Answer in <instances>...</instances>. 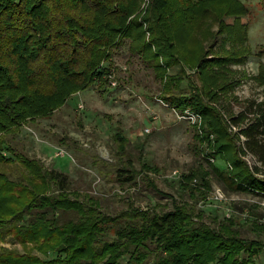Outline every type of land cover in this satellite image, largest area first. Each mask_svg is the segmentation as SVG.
Instances as JSON below:
<instances>
[{
	"label": "trees",
	"instance_id": "trees-1",
	"mask_svg": "<svg viewBox=\"0 0 264 264\" xmlns=\"http://www.w3.org/2000/svg\"><path fill=\"white\" fill-rule=\"evenodd\" d=\"M142 1L0 0V162L19 160L27 169L17 179L0 170V242L9 237L25 249L1 245L0 264H148L152 257L155 264H264V239L242 232L249 225L264 234L259 203H250L255 217L216 213L211 221L198 206L212 188L211 176L230 192H264V178L258 175L264 174V101L253 100L246 110L228 117L217 105L220 91L230 84H223V71L214 67L252 54L251 19L242 18L251 9L243 0H184V6L169 10V0H157L160 8L150 9L146 20L151 25L145 28ZM235 14L240 17L225 20ZM185 18L187 28H179ZM214 23L218 31L212 29ZM199 27L207 31L198 35ZM227 29L232 50L221 62L208 61L210 48ZM208 37L213 40L209 46ZM125 44L155 66L158 78H166L162 100L176 111L191 108L203 118V134L195 136L209 144V170L170 181L189 191L192 201L171 195V202L144 208L129 197L124 209L112 213L102 197L72 189L68 173L48 168L8 142L6 135L30 120L51 116L77 92L111 83L109 58ZM174 59H199V79L186 73L166 77ZM186 78L189 91L182 87ZM258 80L264 86L263 62ZM248 118L238 132L231 130ZM113 137L118 159L104 163L115 168V179L124 184L143 181L165 194L151 175L159 168L143 160L142 151L138 167L128 136L118 130ZM248 154L260 164L251 166ZM200 174L202 185L193 184Z\"/></svg>",
	"mask_w": 264,
	"mask_h": 264
},
{
	"label": "rangeland",
	"instance_id": "rangeland-1",
	"mask_svg": "<svg viewBox=\"0 0 264 264\" xmlns=\"http://www.w3.org/2000/svg\"><path fill=\"white\" fill-rule=\"evenodd\" d=\"M169 1V10L186 4L184 0ZM243 1L251 9L250 13L242 18L251 19L248 45L252 48V54L248 59L230 60L222 62L223 65L214 64L216 69L223 71V84H230L220 91L222 96L217 105L228 117L246 110L247 105L253 100L264 101V86L258 80L260 63H264V52L260 54L261 50H264V5L259 0ZM156 3L157 0H143L139 7L141 17L145 16V28L151 25V21L146 20L151 14L150 9L155 6L160 8ZM239 17V14L229 15L225 20L231 22ZM186 20L185 18L177 26L187 28ZM211 27L218 31L219 24L214 23ZM204 28L199 27L195 33L200 35L199 31H207V27ZM229 30L218 35L210 48L208 61L221 62L223 61L221 58L232 50L234 44L233 38L228 37ZM147 38H150V32L147 33ZM208 39L210 37L205 40L207 46L213 41ZM164 60L159 59L162 63ZM198 61L199 59H174L167 67L166 77L186 73L190 79L198 80L200 69L197 67ZM108 63L117 85L112 83L106 87L95 85L77 92L67 104L57 109L51 116L30 120L16 132L6 135L8 142L18 151L27 153L32 158L41 159L48 168L68 173L72 189L92 192L102 197L104 208L112 213L124 209L126 207L124 199L129 197H133L136 205L144 208L152 207L159 201L171 202V195L181 202L192 201L189 191L181 189L178 184L174 186L170 184L171 180L176 182L180 177L170 175L176 169L181 175L192 171L198 172L201 169L209 170V159H212L209 144L205 141L199 142L195 136L196 133L203 134L202 116L196 119L186 117L188 112L198 113L191 108L184 112L176 111L162 100L166 78L163 80L158 78L155 66L145 61L141 54L132 53L128 44L116 49ZM182 87L187 91L192 89L187 78L183 81ZM249 119L240 126L232 125L231 130L238 132L241 127L248 124ZM147 127H151L149 133L144 132ZM118 130H122L130 139V150L138 167H141L139 156L142 151L143 160L159 168L158 174L152 172L151 175L165 194L149 189L143 181L124 184L115 179V168L105 164L104 160L115 163L118 159L117 145L113 137ZM241 137L244 141L245 138ZM245 159L253 167L255 163L260 164L257 163V158L250 154L246 155ZM0 170L10 174L14 179L27 173V169L19 160L0 162ZM258 175L264 178V174ZM210 178L212 188L208 191L207 198L198 202V206L208 214V221H211V217L216 213L221 217H230L228 215L230 211L237 215L236 217H242L246 209L251 210L250 203L259 199L251 194L230 192L217 178L213 176ZM192 182L195 185H202V174ZM218 189L224 192L223 199L214 197ZM259 208L263 212L261 207ZM242 227L245 236L264 239V234H259L249 225ZM1 245L25 251L19 241L11 240L9 237L1 241ZM34 252L44 256L37 249ZM260 260H264V252ZM148 264H155V259L150 258Z\"/></svg>",
	"mask_w": 264,
	"mask_h": 264
},
{
	"label": "built area",
	"instance_id": "built-area-1",
	"mask_svg": "<svg viewBox=\"0 0 264 264\" xmlns=\"http://www.w3.org/2000/svg\"><path fill=\"white\" fill-rule=\"evenodd\" d=\"M111 83L113 85H117V82L114 81V75L113 74L111 75ZM186 117H190V118L196 119L197 117H200V115L196 114L194 112H191V113L188 112V114H186ZM155 118H157V117H155ZM180 118H181V116H180ZM150 131H151V127H147L144 132L145 133H149ZM180 176H181V173H180V171L178 169L174 170L172 172V174L170 175V177H180ZM215 194H216V196H214V197L217 198V199H223L225 197V194H224V192L221 189H218ZM257 197H259V199L256 201V203H259L261 209L264 212V192L262 194H260V195H257ZM228 215L231 216L232 215V211H230L228 213ZM243 216L244 217L252 216L251 213H250V209H246L244 211V213H243ZM260 221L264 222V216H262L260 218Z\"/></svg>",
	"mask_w": 264,
	"mask_h": 264
}]
</instances>
